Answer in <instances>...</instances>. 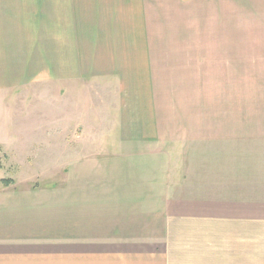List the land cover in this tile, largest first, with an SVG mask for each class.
I'll return each mask as SVG.
<instances>
[{
    "label": "crops",
    "instance_id": "obj_1",
    "mask_svg": "<svg viewBox=\"0 0 264 264\" xmlns=\"http://www.w3.org/2000/svg\"><path fill=\"white\" fill-rule=\"evenodd\" d=\"M245 1L0 0V264H264Z\"/></svg>",
    "mask_w": 264,
    "mask_h": 264
},
{
    "label": "rangeland",
    "instance_id": "obj_2",
    "mask_svg": "<svg viewBox=\"0 0 264 264\" xmlns=\"http://www.w3.org/2000/svg\"><path fill=\"white\" fill-rule=\"evenodd\" d=\"M245 0H239V8L241 6V3H245ZM116 148H112V150H114ZM117 150V149H116ZM128 163V166L124 169L125 172L128 173V178H133V176L135 175V173H137V171L135 169H133V167H137V159H128L126 160ZM154 162V161H152ZM133 170V171H132ZM4 177V178H12L13 180H15V182L17 183H24V182H30V183H34V184H41L44 182L49 181L48 179L50 177H54V176H44V175H37V174H32V173H28L27 169H22V168H7L4 171H2L0 173V178ZM94 181L98 180L97 176H93L92 177ZM54 181H51V183Z\"/></svg>",
    "mask_w": 264,
    "mask_h": 264
},
{
    "label": "trees",
    "instance_id": "obj_3",
    "mask_svg": "<svg viewBox=\"0 0 264 264\" xmlns=\"http://www.w3.org/2000/svg\"><path fill=\"white\" fill-rule=\"evenodd\" d=\"M14 180L12 178H0V183H3L5 185H9L12 183Z\"/></svg>",
    "mask_w": 264,
    "mask_h": 264
}]
</instances>
